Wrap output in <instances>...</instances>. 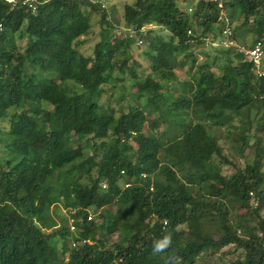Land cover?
Here are the masks:
<instances>
[{
    "label": "trees",
    "instance_id": "obj_1",
    "mask_svg": "<svg viewBox=\"0 0 264 264\" xmlns=\"http://www.w3.org/2000/svg\"><path fill=\"white\" fill-rule=\"evenodd\" d=\"M179 1L124 6L127 35L141 38L145 25L169 34L146 32L151 65L139 78L129 39L110 42L105 0H33L34 13L21 0H0V121L8 122L0 130V264H196L226 246L244 251L229 264H264V77L233 48H220V75L208 63L187 82L175 74L195 67L192 41L214 42L223 29L243 40L248 31L253 45L264 31V0H189L191 14ZM82 7L102 12L89 56L79 51L90 28ZM222 10L227 23L218 22ZM127 74L136 88L129 101L140 105L103 112L102 86ZM150 106L164 125L155 138L141 130ZM226 141L238 144V158L254 150L251 162H230ZM220 163L234 173L223 175ZM58 205L71 229L62 214L53 212L58 227L50 221ZM115 230L122 236L108 246ZM165 236L169 246L154 254ZM70 238L83 245L69 247Z\"/></svg>",
    "mask_w": 264,
    "mask_h": 264
},
{
    "label": "rangeland",
    "instance_id": "obj_2",
    "mask_svg": "<svg viewBox=\"0 0 264 264\" xmlns=\"http://www.w3.org/2000/svg\"><path fill=\"white\" fill-rule=\"evenodd\" d=\"M136 0H105L103 9H106L109 16H108V22L111 25L110 29V42L114 40H121V39H129L130 41V54L132 59L129 61V65L133 66L134 63L139 64V68L143 74L137 73L139 78L145 76L149 72V67L151 65L150 61L147 59L146 55L144 54L146 50L149 49L148 46V40L145 37L146 32L153 31V35H159L162 39L165 41H168V33L164 29L157 28L154 25H145L143 29V34L141 38L134 37L131 35H127V29L124 25V6L125 5H132L135 3ZM189 0H181L179 1V6L183 10H186L187 13H192V7L189 5ZM221 6V5H220ZM82 10H86V16H88L89 19V33L87 37H83L82 39L85 40L84 44L79 47V51L84 56H89L92 54L93 47L97 42L100 41V33H101V26H100V18H101V10L99 11H92L90 8L82 7ZM33 11H36L35 8ZM228 13L225 10H222L220 12V16L218 18V22L223 21L227 23L229 21ZM237 22V21H235ZM219 25L217 24L215 27L219 30ZM236 26V25H235ZM227 27V26H226ZM243 30H246V28H242ZM239 29L237 30V33L239 34L243 30ZM228 30L227 33H225ZM223 29L221 32V36L214 42H211L212 35H208L205 39L201 40L202 44H198L195 41L191 42V51L193 52V58L195 59V67L192 69V72H189L188 68L189 65H185L183 68H178L175 70V74L177 75L178 83L187 82L189 80L190 74L196 72V68L203 63H208L210 66V70L215 75H220L221 67L225 64L224 61L218 56V53L220 52V48L223 49H237L240 45H247V43H250V40L252 36H249L248 39H245V41L242 38H233L230 34V29L226 28ZM242 30V31H240ZM219 32V31H218ZM225 33V34H224ZM252 35H255L254 33ZM156 37V36H155ZM26 39L17 40L16 45L22 48L25 46ZM156 43V42H155ZM158 45V44H155ZM190 63V62H189ZM188 63V64H189ZM262 63V62H261ZM261 63L259 66H261ZM228 65H233V61H230L226 63ZM190 73V74H189ZM71 85V83H70ZM103 93L99 99V105L102 108L103 112H108L109 109H113L114 111L118 110H124L127 111L126 106L128 104H131V106H139L140 101L136 99V97H131L132 99L129 101V96L135 92V86L132 84V80L130 79L129 75L123 76V81L121 82H115V83H109L102 86ZM77 91H80V88L76 87ZM146 114V122L142 125V132L149 138H155L156 130L158 132H162L164 129V125L160 121V115L157 114L155 111V108L153 106H150L148 108H145L144 110ZM185 119H188L186 117ZM251 120L254 124H256V121L251 117ZM7 121H0V130L7 129L8 127ZM156 127V128H155ZM229 133L232 135L233 128L229 129ZM254 135H258L259 137V128L257 131L254 132ZM231 138V137H230ZM74 139V138H73ZM228 141L222 142L221 145L224 146V155L230 159V162H234L237 164H243L246 165L251 162V157L254 156V150L246 149L244 150L242 157L238 158L237 153V143H234L232 148H229ZM231 144V143H230ZM130 145L133 147V149L137 148V145L135 142L130 143ZM250 145H253V141H250ZM260 147L264 148V142L260 143ZM257 148V147H255ZM2 156V147L0 145V157ZM220 171L223 175L229 176L232 173H234V168H232L230 165L220 163ZM120 186H123L122 181L119 182ZM50 221L54 223L55 227L59 226V220L56 218L53 214V212H56L57 214H62L67 219V225L71 229V220L68 218L69 213L62 209L60 205L50 208ZM101 213H105V210L103 209ZM262 214H264V209L262 211ZM56 218V219H55ZM58 221V222H57ZM122 236L121 230H115L112 234L107 235L105 237V241L108 246H111L112 244L118 242ZM69 247H79L83 245V242H75L71 238L68 242ZM244 256V251L242 249H239L234 246H226L221 248L218 251L214 252H206L196 261V264H229L231 261H234L235 259H242Z\"/></svg>",
    "mask_w": 264,
    "mask_h": 264
},
{
    "label": "built area",
    "instance_id": "obj_3",
    "mask_svg": "<svg viewBox=\"0 0 264 264\" xmlns=\"http://www.w3.org/2000/svg\"><path fill=\"white\" fill-rule=\"evenodd\" d=\"M7 1L12 3V4H15V3H17L18 0H7ZM21 1H23L22 5H27L28 8H31L30 10L32 13L36 12V11H33L34 8L36 10V6H34L33 5L34 2H32L33 0H21ZM0 29H1V27H0ZM225 31H226L225 33L228 32V30H225ZM237 51L239 53L243 54L245 59L248 62H251L253 64V67L255 69V72H256L258 78L264 77V68L263 69L261 68V66H262L261 62L264 59V31L257 38V40L255 41V43L253 44L252 47L240 45L237 47ZM260 63H261V66H259ZM134 135H135V133L131 132V135L127 141L129 144L134 142V140H133ZM145 177H146V175L142 174V178H145ZM128 186H129V184H124V188H127ZM102 187L105 189L106 185H103Z\"/></svg>",
    "mask_w": 264,
    "mask_h": 264
},
{
    "label": "clouds",
    "instance_id": "obj_4",
    "mask_svg": "<svg viewBox=\"0 0 264 264\" xmlns=\"http://www.w3.org/2000/svg\"><path fill=\"white\" fill-rule=\"evenodd\" d=\"M243 46H244V45H243ZM245 46H248V45H245ZM252 46H253V45L248 46V47H252ZM103 185H106V184H105V183L102 184L101 187H102ZM106 186H107V185H106ZM122 187H124V184H123ZM106 188H107V187H106ZM106 188H105V189H106ZM102 189H104V188L102 187ZM170 241H171V237H170V236H165V237L163 238V240H161V241H157V242H154V246H153L154 254H155V253H159V252L163 251L165 248H167V247L169 246V244H170Z\"/></svg>",
    "mask_w": 264,
    "mask_h": 264
},
{
    "label": "crops",
    "instance_id": "obj_5",
    "mask_svg": "<svg viewBox=\"0 0 264 264\" xmlns=\"http://www.w3.org/2000/svg\"><path fill=\"white\" fill-rule=\"evenodd\" d=\"M247 34H248V31H247L246 33H245V32H244V33H241L240 35H241V36L245 35V37H244V40H245ZM247 44H248V46H249V45H250V46L252 45L251 42H250V43H247ZM178 85H179V84L175 85V86L171 89V92H175V91L177 92V90L181 88V87H179ZM182 88H183V87H182ZM183 92H184V90H183Z\"/></svg>",
    "mask_w": 264,
    "mask_h": 264
}]
</instances>
